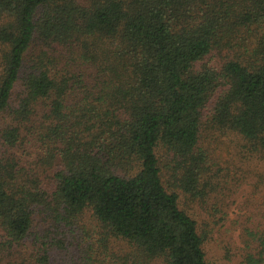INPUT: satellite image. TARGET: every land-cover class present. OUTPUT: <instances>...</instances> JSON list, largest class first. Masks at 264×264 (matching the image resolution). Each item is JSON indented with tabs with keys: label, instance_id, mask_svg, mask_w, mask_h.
I'll list each match as a JSON object with an SVG mask.
<instances>
[{
	"label": "trees",
	"instance_id": "16d2710c",
	"mask_svg": "<svg viewBox=\"0 0 264 264\" xmlns=\"http://www.w3.org/2000/svg\"><path fill=\"white\" fill-rule=\"evenodd\" d=\"M214 134L264 152V0H0V264H209Z\"/></svg>",
	"mask_w": 264,
	"mask_h": 264
},
{
	"label": "rangeland",
	"instance_id": "374dc122",
	"mask_svg": "<svg viewBox=\"0 0 264 264\" xmlns=\"http://www.w3.org/2000/svg\"><path fill=\"white\" fill-rule=\"evenodd\" d=\"M232 135L214 134L209 142L212 155L232 184L229 190L216 189L207 199L210 204L216 200L223 201L224 216L215 213L207 216L205 211L201 215L198 202L189 207V211L195 212L199 219L204 218L211 223V237L205 245L209 264H238V258L234 255L236 245H240L238 228L246 219H251L253 223L262 220L264 209V152L249 154L242 146L240 148L238 137ZM214 220L220 221L214 225ZM74 249L75 245H69L62 254L72 255ZM68 260L62 259V262Z\"/></svg>",
	"mask_w": 264,
	"mask_h": 264
}]
</instances>
